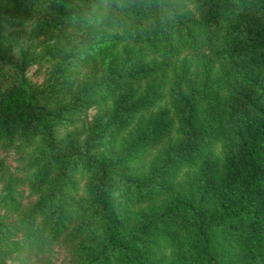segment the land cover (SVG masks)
I'll return each instance as SVG.
<instances>
[{"label":"trees","instance_id":"16d2710c","mask_svg":"<svg viewBox=\"0 0 264 264\" xmlns=\"http://www.w3.org/2000/svg\"><path fill=\"white\" fill-rule=\"evenodd\" d=\"M92 2L0 0V264H264V0Z\"/></svg>","mask_w":264,"mask_h":264},{"label":"rangeland","instance_id":"374dc122","mask_svg":"<svg viewBox=\"0 0 264 264\" xmlns=\"http://www.w3.org/2000/svg\"><path fill=\"white\" fill-rule=\"evenodd\" d=\"M37 45V43L35 44ZM13 49L10 52V62L7 63V65H11V63H16L17 59H18V54H19V46L15 45V42L13 44ZM51 72V64L50 63H44L43 65H39L37 63L31 64L29 65L26 69H25V76L31 81L33 82L35 85H40L41 83H43V81L48 78V76L50 75ZM96 112V108L95 107H91L88 111V119H91V117H93V115ZM0 156H3L7 162H9L12 166H14L16 164L15 162V153L14 151L11 149L9 151H3L0 150ZM50 260L55 263V264H68V257L67 254L64 250L62 249H57L56 252L53 254V256L50 258ZM7 262L9 264H37V258L36 257H32L30 259V261H26L21 263L19 260H7Z\"/></svg>","mask_w":264,"mask_h":264},{"label":"clouds","instance_id":"9594fccd","mask_svg":"<svg viewBox=\"0 0 264 264\" xmlns=\"http://www.w3.org/2000/svg\"><path fill=\"white\" fill-rule=\"evenodd\" d=\"M125 7V0H93L85 15L86 18L95 19L97 23L102 24Z\"/></svg>","mask_w":264,"mask_h":264}]
</instances>
